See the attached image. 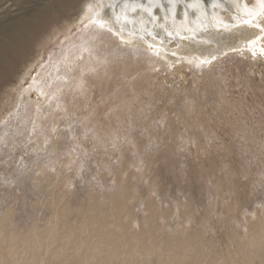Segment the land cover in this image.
I'll use <instances>...</instances> for the list:
<instances>
[{"label": "bare ground", "instance_id": "1", "mask_svg": "<svg viewBox=\"0 0 264 264\" xmlns=\"http://www.w3.org/2000/svg\"><path fill=\"white\" fill-rule=\"evenodd\" d=\"M70 1L71 0H51L49 4L41 6L36 10L30 6L18 7L17 9L7 10L8 13L6 15L0 11V88L1 85L9 79L13 69H15L14 65H16V61H20L21 58V63L24 64L18 71V75L21 71L24 73V71L27 70L28 65L25 63L31 65L35 62L36 58L42 55L41 52V55L37 54L32 60H25L27 58H23V53L25 52L29 38L34 36L36 31L43 28L54 11L65 7ZM74 7L76 9L75 12H73L74 17H72L69 22H66L65 27L59 29V27L55 25L50 29V32L45 34L41 39L44 40L43 43H45V37H47V40L52 41L54 39L53 41H55L57 40L55 38H59L60 34H62L66 41V44L62 46V50L60 49L58 54L49 58V63L51 62L50 64H53V66L48 67V70L56 65L58 68L62 64H67V62L65 63L63 61L64 58L62 56L64 53H66L64 57L66 60H69V64H72V66L77 65L81 68V76L79 75L80 73H76L77 75L74 79L69 77L59 79L58 82L65 81V83H57L51 93L52 95L50 94L51 99L56 103L55 108L53 106L51 109L43 110L44 112L41 114V117H45L46 114H53L52 112L54 110L56 111V108L58 112L64 111L63 116L74 114V116H76L75 119L69 118V120H66L65 124H67V127L70 126V122H76L79 124L84 121L82 114H77L74 112L75 109H71L74 108L73 106L75 103H79V100L83 95L87 96L90 94V87L85 80L87 77H83L84 74L94 76L95 72L97 84L105 78L111 82L114 80L118 81L113 84L115 88L113 94V99L116 100L115 108H112L110 105L109 108L112 109L109 112L117 119V122L121 121L125 116L136 117L129 121L133 125L136 124L134 128L137 126L145 127L144 125L147 126L152 124L153 119H151L152 121H147V118L149 117L144 114L147 111L143 110L137 112L139 107H142V104L146 106L147 104H150L154 107L157 103L161 102L163 104L162 108H165L164 104L170 103L172 106L171 111L176 113L175 117H178V122L181 123V118L184 121H191L193 119V111L196 110L197 107H208L210 110L215 107L216 103H220L222 100L226 101L225 97H227V94L229 93L228 89H230L227 82L230 79L226 76V73L220 74L214 71V65L216 66L220 63L222 58L230 57L245 62V65L248 68L247 75L253 78L254 85L257 84V78L258 80H261V78L264 77V74L258 71L259 67L256 64L252 65L250 63L254 60L264 61V0H79ZM80 22H84V25H87L85 27L89 30L86 29L85 31L82 29L83 23L80 25ZM86 22L87 24H85ZM74 26H76V30L79 28L81 29L73 35ZM78 38L81 40V44H79L78 49H76L74 48V45L78 41ZM41 40H39V42ZM49 43L51 44V42ZM236 43H238V45ZM77 45L78 44H76L75 47ZM235 45L242 49L232 53L231 49ZM72 48L74 49L71 50ZM100 51L107 52L105 57L98 54ZM83 55L86 57H83ZM111 55H113L114 60L107 63L106 61ZM77 56L81 59L83 57L82 64L77 63ZM97 61H100L101 63H98ZM89 63L91 64L89 65ZM253 68L256 69V71H254ZM119 69H123L124 73L123 71L120 72ZM146 70H149L150 73L143 75ZM39 71L40 73H43L46 70L41 69ZM198 73L200 74L198 75ZM22 76H24V74L21 76L18 75V81L22 79ZM54 79L49 76L48 87L53 85ZM136 80L143 81L145 85L137 87ZM148 80H151V83ZM191 80L192 84L196 86V92H191L189 90L188 85ZM32 81V83L35 84L37 79L35 78ZM123 86V96H116L117 90L120 88L123 89ZM34 87L33 85L32 87L28 86L25 90V94L27 95L30 89L37 90L36 92H38L39 96L43 99V101L39 100L35 105L37 109V107L40 108L44 104L43 102L46 101L49 92L44 93L43 90H41L47 86L40 85V90L39 88L36 89V87ZM12 95L8 92L4 98L5 102L3 99L1 101L0 143L4 142V147H17V145L22 143L24 151L13 150L10 159L6 161L1 160L3 154L0 153V182L5 183L13 180L10 189L13 188L16 190V188L22 184L21 182H24V173L27 169L26 161H24L22 166L19 164L21 161L18 164L16 163L19 155L18 152L29 153L38 151L41 152V154L36 159L38 167L35 172L38 171L40 177L35 179L37 183H35L33 188H38V185H40L39 187H41V190L45 191L47 187H53L55 184L53 183L54 177L46 175L45 172L49 169H55L54 164L57 162L56 155L59 152L57 149L60 148L65 141L62 136L59 135L58 131L54 136L60 141L51 142V144H49L50 141L53 140L49 135L50 132L48 133V129H50L49 122H47L48 125H46L47 128H45V124L42 123V121L38 122L34 120V124L28 123L26 125H20L21 123H15L14 125H11L12 120L9 119L7 120V124L1 126V122L5 119L7 110H10V108L12 109L13 107L18 106L20 111L15 112V114L11 111V114H14L15 117L18 114L23 116L25 113H28V117L32 115V113H30L32 111L29 112L22 106L27 103L23 98L24 95L22 98H18V96L15 99ZM54 96L56 97V100L54 99ZM164 96L166 97L164 98ZM48 100L47 103L50 104V98ZM87 100L89 101V98H87ZM181 102L186 103L184 106V114L181 113ZM134 105H137V108H133ZM24 106L27 108L26 105ZM79 107H81V104ZM79 107L76 106V108ZM157 108L160 109L159 107ZM35 115L36 119H38V114ZM17 118L20 117L17 116ZM26 118L23 120L25 123L27 122ZM63 120L65 121L64 118ZM85 120L89 123L88 117ZM155 122H157V120ZM110 123L109 125L112 126ZM62 124L59 126L61 127ZM8 127L13 128L11 133L7 130ZM113 127H111V129H113ZM75 129L76 128L73 127V129L70 130L71 137L77 135V132L73 133ZM95 129H97V126ZM91 130L92 128H90L89 124L85 126V133ZM114 130L115 129H113V131ZM128 132L130 133V131ZM104 133L106 137H110L109 132L107 133V131L104 130ZM147 133L150 135L149 132ZM147 133L145 135H148ZM173 133L174 129L170 127L166 131L164 129L162 134L163 136L169 137L173 136ZM95 136L97 137L96 134ZM156 136L158 139L161 137L159 135ZM17 139H19V141L21 140V143L19 141L16 142ZM0 151L2 152V150ZM61 151L63 152L64 150L62 149ZM69 151L67 152L68 155L63 159L57 170L58 174L55 176L57 181L59 178L60 181L62 179L64 181H70L73 178L72 174H67L62 170L63 166L66 167L69 165L70 160H73L78 156L75 154L73 155L71 153L72 151ZM149 151L151 153L148 152L150 155L146 154L148 155L146 162L148 165L155 164L158 160L159 154H157L155 150L149 149ZM53 153H55L54 157ZM143 156L144 155H142V157ZM142 157L140 155L141 159ZM73 161L74 163L77 162L75 160ZM123 162H125V160ZM136 162L137 161H135V163ZM30 170L32 171V169ZM77 171L79 173L80 168ZM124 171H126V167L123 169V172ZM74 172L76 173V171ZM81 172L83 171L81 170ZM86 172L88 174V171ZM91 172L92 171H90V173ZM140 175L143 176V174ZM136 176L138 177L139 175ZM153 179L156 180L152 181L153 183L149 187L148 193H155L159 203H156L155 201L153 202L151 199V202L146 208L147 210L151 209L153 206L161 205L160 199L163 197L161 192L164 184L156 176L155 178L153 177ZM126 180L124 183L125 185H123L122 188L123 200L120 201L119 199L121 192L114 191L113 193L115 199L112 203H114V206L111 208L110 205V210H108L110 215L113 216V219L112 221L105 222V236L99 234L100 232L97 233V228L100 222L96 218V215L95 220H88L91 218V213L87 214L88 209L91 208V211L93 210L92 213L99 210L97 207L94 208V206H97L101 202V200L97 198L98 195L95 198L91 196L90 205L92 207L88 209L86 208L87 212H85L87 215H90L87 216V220H83L80 223L78 222L80 221L78 219V221H74L72 224L68 217L69 213L58 206V201L66 199V194L62 192L60 194L54 191L55 194L51 196L49 195L50 197H47L48 195L44 196L43 203L46 200L49 203L52 201V207L56 213L54 214L56 215L54 217L56 221L50 223V220H47V224H49L48 228L50 230L47 238L40 239L37 237V234L32 235L28 245L23 247L21 251L14 252L13 258H15V261L17 262L15 264H67L65 262L67 258L70 257L69 250L73 243L76 244V248H73L79 252L78 254H82L80 256L82 261L85 260L84 264H99V256L101 253H104V256L110 259L109 261L116 262V264H143L149 259L151 260V256L154 255L160 259L172 260V263L175 262L176 264L185 263L183 261L188 259L192 264L195 246L191 235L185 233V225L191 221V206L189 203L182 205L181 201L175 197L174 190L172 188L170 189L168 186H166V195L169 199H174V203L171 205L169 211L165 213L161 212L158 216L165 219V221H167V217H176L179 219L181 234L178 238L170 237L167 241L155 240L148 246L143 245L141 239H137V244H135V247L133 246L135 249H133L134 251H132L131 254V250H129L130 241L126 235L127 231L130 229V223L134 222L136 219L134 216H130V213L133 210L128 206V203L132 199H137L136 197L138 196H132L128 193L130 189L135 187H130L129 182ZM70 183L69 186L71 185ZM63 185H65V183ZM21 186L22 185H20V187ZM59 187L61 188V186ZM0 189L2 188L0 187ZM10 189L8 188V190ZM13 189H11L10 192L14 191ZM223 193L224 191L221 196L224 199L225 197L223 196ZM7 197H9V195ZM32 197L33 196H31V198ZM3 203L5 204V202ZM180 206L181 211H179ZM5 211H7V214L3 213V216H5L0 222L1 264L5 263V249L8 246L6 245L8 239L5 236L4 229L7 230L6 226L10 225L7 224L5 226L4 223L5 221L8 222L7 219H11L12 216V213L10 214L11 209ZM161 211L164 210L161 209ZM151 212L153 213V216L156 213L153 209ZM59 215L64 218L61 219ZM98 215L99 214H97V216ZM158 216L156 214V217ZM255 217L259 218L258 215H255ZM153 218H155V216ZM65 219L66 222L63 225V228L66 227L67 229L65 230V233H62L63 231L61 232L60 230V224L61 221H64ZM256 221L258 223L256 224L255 231L251 232L245 240H241V244L237 243L232 254L229 251L223 252L220 248H215L217 249L215 250L216 256L213 257L209 254L210 261L207 262V264H223L226 259H228V261L226 260L229 262L228 264H239L238 261L240 260L250 261V264H264V219H257ZM69 224L73 225L74 228L70 229L68 227ZM215 224L218 228L217 220H215ZM147 225V233L153 234L149 220H147ZM202 226L205 227V224L203 223ZM10 227L8 226V231L13 229ZM111 228H114V232L111 231ZM78 239L80 241L77 243L76 241ZM59 240H61L60 243H58ZM89 241L90 244L88 243ZM10 242L15 244L14 240H11ZM85 252L86 255H84Z\"/></svg>", "mask_w": 264, "mask_h": 264}, {"label": "rangeland", "instance_id": "2", "mask_svg": "<svg viewBox=\"0 0 264 264\" xmlns=\"http://www.w3.org/2000/svg\"><path fill=\"white\" fill-rule=\"evenodd\" d=\"M50 1L51 0H0V11L6 15L8 13L7 10L25 6L33 7L34 10H36L41 6H46ZM78 1L79 0H71L65 7L54 11L44 25L45 27L43 26V28L35 32L34 36L29 38L25 52L23 53L24 57L23 55L22 57L27 58L25 60H32L34 56L42 52V55L40 54L41 58H36L35 62L32 64L30 63L31 65L25 63L28 65L27 70H25L24 73L21 71L18 74L20 76L24 74L22 79L18 81L19 77L17 73L24 65L21 63L22 59L20 58V61H16L17 63L14 65L15 69H13L9 79L1 85L0 88V108L2 106V99L4 101L6 94L9 92L10 95L13 94L12 96L14 99L18 96V98H22L24 95L23 98L27 102L24 105H26L27 108H25L24 105L22 106L29 112L32 111L30 112L32 113L30 117H28V113H25L23 116L18 114L15 117V112L20 111L18 106L13 107L12 109L10 108V110H7L5 119L1 122V126L7 124V120L9 119L12 120L11 125H14L15 123L26 125L28 123H33L34 120L38 122L42 121V123L45 124V128H47L46 125H48L47 122H49L50 129H48V133L50 132L49 135L53 139L49 144H51V142L60 141L54 136L58 131L59 135L62 136L65 141V143L57 149L59 152L56 155L57 162L54 164L55 169H49L45 172L46 175L54 177H52L54 179H52L54 181L53 183H55L53 187L49 186L51 187L50 189H48L49 187L46 188L49 191L45 189L43 192L38 184H36L38 185V188H33L35 183H37L35 179L40 177L38 171L35 172L38 167L36 159L41 154V152L38 151L29 153L18 152L19 155L16 163L18 164L21 161L19 164L22 166L24 161H26L27 169L24 173L25 180L20 184L22 186L20 187L19 185L16 190L11 188L15 192H10L13 180L5 183L0 182V187L2 188L0 189V193L2 192L0 196L3 194L9 195V197H7L8 195L1 196L0 222L5 216H3V213L7 214V211L5 210L11 209V219H7L8 222L5 221L4 224L5 226L10 224L8 226L13 228L8 231L9 228L6 226L7 230L4 229L5 236L8 239L6 245L8 246L5 249V263L3 264L17 263L15 258H13L14 252L21 251L23 247L28 245L32 235L37 234V237L40 239L48 237L50 230L48 228L49 224H47V220H50V223L55 222L56 219H54V217L56 215L54 214L56 213L52 207V201H50V203L47 200L44 203L42 201L44 196L48 195L47 197H50L55 194V192L66 194V199L58 201V206L69 213L68 217L70 218L69 220L71 224L74 221H78V219L80 220L78 222L81 223L83 220H87V216L90 215L91 218L88 220H95L96 215V218L100 222L97 228V233L100 232L99 234L105 236V222L112 221L113 219V216L110 215L108 211L110 210V205L111 208L114 206V203H112L115 199L113 193L114 191L121 192L119 199L120 201L123 200L122 188L123 185H125L124 183L126 179H128L126 181L129 182L130 187H135L130 189L128 193L132 196H138L136 197L137 199H132L128 203V206L133 210L130 213V216H134L136 219L134 222L130 223V229L127 231L126 235L130 241L129 250H131V254L132 251H134L133 249H135L134 247L136 246L135 244H137V239H141L142 244L148 246L155 240L167 241L170 237L178 238L181 234L179 219L176 217H167V221H165V219L158 216L161 212L165 213L169 211L171 205L174 203V199H169L166 195V186L174 190L175 197L181 201L182 205L189 203L191 206V221L185 225V233L191 235L195 246L192 264H207V262L210 261L209 254L213 257L216 256L215 250L217 249L215 248H220L223 252L229 251L232 254L236 244H241V240H245L251 232L255 231L256 224L258 223L256 220L264 219V77L261 78V80H258L257 78V84L254 85L253 78L247 75L248 68L246 67L245 62L230 57L222 58L220 63L216 66L214 65V71L220 74L226 73V76L230 79L227 82L230 89H228L229 93L227 94V97H225L226 101L222 100V102L216 103L215 107L210 110L208 107H197L196 110L193 111V119L191 121H184L181 118V123L178 122L179 118L175 117L176 113L171 111L172 106L170 103L164 104L165 108H162L163 104L161 102L157 103L154 107L150 104H147V106L142 104V107H139L137 112L143 110L147 111L144 113L149 117L147 118V121H152L151 119H153L154 122L152 121V124H150L151 126L144 125L145 127L137 126L134 128L136 124L133 125L129 121L136 117L125 116L121 121L117 122V119L109 112L112 108H115L116 100L113 99V94L115 92L113 84L118 81L114 80L111 82L105 78L97 84L94 72V76H90L89 74H84L83 76L87 77L85 80L90 87V94L87 96L83 95L80 98L79 103H75L73 106L74 108H71L72 110L75 109V113L83 115V122L79 124L76 122H70V126L67 127V124H65L66 120H69V118L75 119L76 116H74V114L63 116L64 111L58 112L57 108L56 111L54 110L52 112L53 114H46L45 117H41V114L45 110L51 109L53 106L55 108L56 103L51 99L50 94L57 83H65V81L58 82L59 79H63L64 77L74 79L77 75L76 73H80L79 75L81 76L80 66L74 64V66H72V64H69V60H66L64 57L66 53H64L62 57L64 58L63 61L65 63L67 62V64H62L58 68L56 65L49 68V70L47 69L48 67L53 66V64H50L51 62L49 63V58L58 54L59 50H62V46L66 44L62 34H60L59 38H55L57 39L55 41H53L54 39L52 41L47 40V37H45L46 39L44 38L45 43H43L44 40H41L45 34L50 32V29L53 26L56 25L59 29L66 26V22H69V20L74 17L73 12L76 10L74 6ZM82 23L80 25H82L84 27L81 26L82 29L86 31L87 28L85 26L87 25H84V22ZM85 24H87V22ZM80 29L81 28L76 30V26H74L73 35L77 31H80ZM39 40L41 41L39 42ZM49 42H51V44ZM40 43H43L42 46ZM76 44L78 45L75 47ZM76 44L74 45V48L78 49L79 44H81L79 38ZM236 44L238 45V43ZM237 45L232 47V53L242 49ZM98 54L105 57L107 52L100 51ZM83 57L86 56L83 55ZM83 57L81 59L77 56V63L82 64ZM112 60H114L113 55H111L106 62L108 63ZM97 62L99 63L100 61ZM250 63L252 65L256 64L259 67L258 71L264 74L263 60H254ZM90 64L91 63H89V65ZM41 69L48 71L40 73L39 70ZM253 70L256 71L254 68ZM119 71H123L124 73L123 69H119ZM149 73V70H146L143 75ZM199 74L200 73H198V75ZM49 76L55 79L53 80V85L48 87ZM35 78L37 79V82L33 84L32 80ZM148 81L151 83V80ZM32 85L33 87L35 86L36 89L39 88V90L40 85L47 86L41 90H43L44 93L49 92L46 101L43 102L44 104L40 108L37 107V109L35 105L39 100L43 101L42 97L36 92L37 90L29 88L30 91L27 95L25 94V90L28 86L32 87ZM141 85H145V83L136 80V86L139 87ZM188 87L191 92H196V86L192 84V80ZM4 91H7L6 94ZM16 91H18L19 94ZM123 91L124 86L123 89L120 88L117 90L116 96H123ZM165 97L166 96H164V98ZM49 98L50 104L47 103ZM87 98H89V101ZM54 99L56 100L55 96ZM184 102L180 103L182 114H184V106L186 105ZM80 104L81 107H79ZM110 105L112 108H109ZM76 106L79 108H76ZM133 108H137V105H134ZM11 111L14 114H11ZM35 114H38L39 118H41L36 119ZM17 116L20 118H17ZM87 117L89 123L85 120ZM25 118L27 120L26 123L23 122ZM156 120L157 122H155ZM109 123L112 124V126L109 125ZM165 123L168 125L167 128L164 126ZM61 124L62 126L60 127L59 125ZM88 124L92 130L85 133V126ZM96 126L97 129H95ZM73 127L76 128L73 133L77 132L75 137H71L70 135V130L73 129ZM111 127L115 130L113 131ZM170 127L174 129L173 136H163L162 133L164 132V129L166 131ZM7 130L11 133L13 128L8 127ZM104 130H106L107 133H110V137H106ZM128 131H130L131 134ZM141 132L143 133L142 135H140ZM147 132H149L150 135ZM146 133L148 135H145ZM156 135L161 136L160 139H158ZM18 141L19 139L16 140V142ZM19 142L21 143V140ZM23 149L24 147L22 148V143L17 145V147H4V142H2L0 143V150H2L0 153L3 154L1 160L6 161L10 159L13 150L17 151ZM62 149L64 150V153L61 151ZM149 149L155 150L157 154H159L158 160L155 164L148 165L146 162L148 158V155L146 154L151 153ZM69 150L72 151L71 153L73 155H78L77 158L73 159L78 163H74L73 160H70L69 165L66 167L63 166L62 170L67 174H72L73 181L65 180V182L63 179L60 181V178L57 181V178H55L58 174L57 170L63 159L68 155L67 152ZM140 155L141 157L144 155L142 159L140 158ZM54 156L55 153H53V157ZM123 159L125 162H123ZM135 161L137 162L135 163ZM125 167L126 171L123 172ZM79 168L80 172L78 173L77 170ZM30 169H32V171ZM81 170L83 172H81ZM89 170L92 172L90 173ZM74 171H76V173ZM86 171H88V174ZM140 174H143V176ZM136 175L139 176L137 177ZM155 176L164 184L161 192L163 197L160 199L161 205L153 206L151 209L147 210L146 208L151 202V199L153 202L155 201L156 203H159L155 193H148V189L153 183L152 181L156 180L153 179ZM64 183L65 185H63ZM69 183L71 184L70 186ZM59 186H61V188ZM8 188L10 190H8ZM57 188L61 191H58ZM223 191L224 199L221 196ZM31 196H33V200ZM91 196L93 198L97 197L101 200L97 206H94V208L97 207L99 209L95 213H92L93 210L91 211L90 208L92 207L90 205ZM3 202H5V204ZM86 208H90L87 213H91L90 215L85 213L87 212ZM179 208V211H181V206ZM152 209L156 212L154 215L156 219L153 218L154 216L151 212ZM161 209L164 211H161ZM97 214L99 215L97 216ZM156 214L158 217H156ZM255 215H258L259 218H256ZM59 216L61 219L64 218L61 215ZM147 220L150 221L153 234L147 233ZM215 220L218 221V228L215 224ZM65 222L66 219L61 221L60 224V230L61 232L63 231L62 233H65V230L67 229L66 227L63 228ZM203 223L205 224V227L202 226ZM71 224H69L68 227L73 229L74 226ZM111 229V231L114 232V228ZM11 240H14L15 244L10 242ZM79 241L80 240L78 239L76 242L78 243ZM60 242L61 240H59L58 243ZM88 243L90 244V241ZM75 245L76 244L73 243L70 246V257L67 258L65 263L84 264L85 260L82 261L80 256L82 254H78L79 252L74 249L76 248ZM84 255H86V252ZM151 257V260L149 259L143 264H176L175 262L172 263V260L160 259L156 255ZM99 258V264H116V262L109 261L110 259L104 256V253H101ZM187 260H184L183 262L185 263L182 264H191V261ZM226 260L228 261V259ZM226 260L223 264L229 263ZM249 262L246 260L238 261L239 264H250Z\"/></svg>", "mask_w": 264, "mask_h": 264}, {"label": "snow or ice", "instance_id": "3", "mask_svg": "<svg viewBox=\"0 0 264 264\" xmlns=\"http://www.w3.org/2000/svg\"><path fill=\"white\" fill-rule=\"evenodd\" d=\"M164 126H165V128H167V127H168V125H167L166 123H165V125H164ZM140 134L142 135L143 133L141 132Z\"/></svg>", "mask_w": 264, "mask_h": 264}]
</instances>
